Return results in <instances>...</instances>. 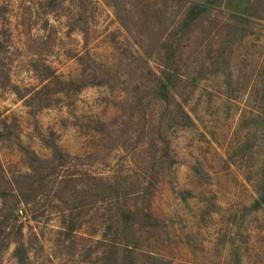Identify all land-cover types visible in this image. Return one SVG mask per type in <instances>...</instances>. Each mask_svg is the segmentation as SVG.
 <instances>
[{"label":"rangeland","instance_id":"374dc122","mask_svg":"<svg viewBox=\"0 0 264 264\" xmlns=\"http://www.w3.org/2000/svg\"><path fill=\"white\" fill-rule=\"evenodd\" d=\"M0 264H264V0H0Z\"/></svg>","mask_w":264,"mask_h":264},{"label":"trees","instance_id":"16d2710c","mask_svg":"<svg viewBox=\"0 0 264 264\" xmlns=\"http://www.w3.org/2000/svg\"><path fill=\"white\" fill-rule=\"evenodd\" d=\"M203 8V6H200V5H193L191 8H190V10H189V12L191 13V14H193V15H195L199 10H201ZM162 83V85H163V87L166 89L167 87L165 86L166 84H164V82H161ZM164 90V89H163ZM161 92H164L163 93V97H166L167 96V93H166V90L165 91H161ZM56 149V148H55ZM57 151H55V152H58L59 154H61V155H63L62 154V151L61 150H59V149H56ZM259 204V203H258ZM145 214H146V216L150 219V218H152V215H151V213L149 212V211H145ZM75 228V225L74 224H72L69 228H68V230H73Z\"/></svg>","mask_w":264,"mask_h":264}]
</instances>
